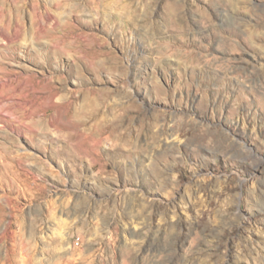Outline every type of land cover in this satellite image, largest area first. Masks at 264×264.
Returning <instances> with one entry per match:
<instances>
[{
    "label": "rangeland",
    "instance_id": "obj_1",
    "mask_svg": "<svg viewBox=\"0 0 264 264\" xmlns=\"http://www.w3.org/2000/svg\"><path fill=\"white\" fill-rule=\"evenodd\" d=\"M0 264H264V0H0Z\"/></svg>",
    "mask_w": 264,
    "mask_h": 264
},
{
    "label": "bare ground",
    "instance_id": "obj_2",
    "mask_svg": "<svg viewBox=\"0 0 264 264\" xmlns=\"http://www.w3.org/2000/svg\"><path fill=\"white\" fill-rule=\"evenodd\" d=\"M94 22H92V23H89V24H93ZM16 26H19V24H17ZM20 27V26H19ZM6 28V27H5ZM33 28L34 29H37V30H42V31H35V34L37 35V36H47V34H49L47 31H43L44 30V27L43 26H39V28H37V27H34L33 26ZM5 30V29H4ZM16 30V29H15ZM6 32V31H5ZM12 33V32H11ZM8 35V34H7ZM12 36H14V35H12ZM18 36H19V34H18ZM5 42V41H4ZM53 54V53H52ZM54 55V54H53ZM2 57V56H1ZM50 62V60L49 61H47V64H50L49 63ZM87 66H89V67H91L94 71L96 70V69H94L92 66H90V65H87ZM74 68H75V70H76V72L77 73H79L80 72V69H79V67H78V65H77V63L75 62V65H74ZM96 72V71H95ZM82 75V74H81Z\"/></svg>",
    "mask_w": 264,
    "mask_h": 264
}]
</instances>
